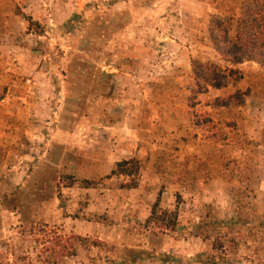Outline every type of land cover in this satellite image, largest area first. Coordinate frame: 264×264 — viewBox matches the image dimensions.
I'll list each match as a JSON object with an SVG mask.
<instances>
[{
	"label": "rangeland",
	"instance_id": "obj_1",
	"mask_svg": "<svg viewBox=\"0 0 264 264\" xmlns=\"http://www.w3.org/2000/svg\"><path fill=\"white\" fill-rule=\"evenodd\" d=\"M242 1L0 0V264H264V67L193 96Z\"/></svg>",
	"mask_w": 264,
	"mask_h": 264
},
{
	"label": "trees",
	"instance_id": "obj_2",
	"mask_svg": "<svg viewBox=\"0 0 264 264\" xmlns=\"http://www.w3.org/2000/svg\"><path fill=\"white\" fill-rule=\"evenodd\" d=\"M30 25L33 19L26 16ZM209 36L215 51L227 63L226 66L212 62L193 60L196 91L193 96L206 94L209 88L223 89L234 80L242 79L239 66L254 62L264 67V0H243L237 16H214L210 21ZM250 89L238 90L226 97H216L215 107H236L246 103ZM141 164L137 158L125 159L117 163L112 174L129 177L125 188L138 185ZM178 223V209L167 210L161 207V198L153 204L144 227L149 230L175 231ZM162 232V231H160ZM68 254H73L68 252Z\"/></svg>",
	"mask_w": 264,
	"mask_h": 264
},
{
	"label": "crops",
	"instance_id": "obj_3",
	"mask_svg": "<svg viewBox=\"0 0 264 264\" xmlns=\"http://www.w3.org/2000/svg\"><path fill=\"white\" fill-rule=\"evenodd\" d=\"M246 63H248V62H246ZM246 63H243V64H246ZM242 65V64H241ZM239 68L241 69V67L239 66ZM217 90H220V89H217Z\"/></svg>",
	"mask_w": 264,
	"mask_h": 264
}]
</instances>
